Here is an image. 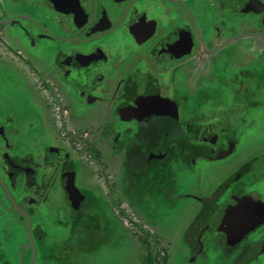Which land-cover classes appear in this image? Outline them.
Instances as JSON below:
<instances>
[{"label": "flooded vegetation", "instance_id": "obj_1", "mask_svg": "<svg viewBox=\"0 0 264 264\" xmlns=\"http://www.w3.org/2000/svg\"><path fill=\"white\" fill-rule=\"evenodd\" d=\"M261 116L264 0H0V264H264Z\"/></svg>", "mask_w": 264, "mask_h": 264}, {"label": "rangeland", "instance_id": "obj_2", "mask_svg": "<svg viewBox=\"0 0 264 264\" xmlns=\"http://www.w3.org/2000/svg\"><path fill=\"white\" fill-rule=\"evenodd\" d=\"M257 122L253 126L250 121L245 125L244 136L241 137V146H253L256 149L263 150L264 152V116L257 118ZM256 188L263 190L264 192V176L260 178L258 182L255 183ZM264 232V229L261 233ZM230 258L235 261L234 255L231 254ZM230 260V261H231ZM259 263H264V255L261 256ZM216 264H219L216 260Z\"/></svg>", "mask_w": 264, "mask_h": 264}]
</instances>
